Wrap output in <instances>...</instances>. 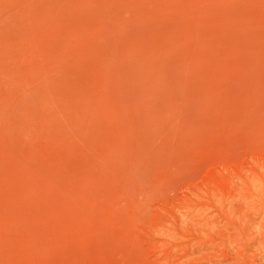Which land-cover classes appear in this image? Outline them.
<instances>
[{"label":"rangeland","instance_id":"374dc122","mask_svg":"<svg viewBox=\"0 0 264 264\" xmlns=\"http://www.w3.org/2000/svg\"><path fill=\"white\" fill-rule=\"evenodd\" d=\"M0 264H264V0H0Z\"/></svg>","mask_w":264,"mask_h":264}]
</instances>
